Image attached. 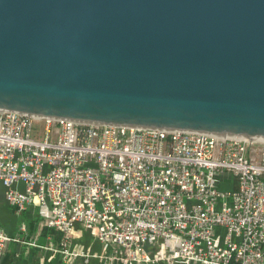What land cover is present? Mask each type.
I'll return each mask as SVG.
<instances>
[{"label": "water", "instance_id": "obj_1", "mask_svg": "<svg viewBox=\"0 0 264 264\" xmlns=\"http://www.w3.org/2000/svg\"><path fill=\"white\" fill-rule=\"evenodd\" d=\"M0 110L264 142V0H0Z\"/></svg>", "mask_w": 264, "mask_h": 264}, {"label": "built area", "instance_id": "obj_2", "mask_svg": "<svg viewBox=\"0 0 264 264\" xmlns=\"http://www.w3.org/2000/svg\"><path fill=\"white\" fill-rule=\"evenodd\" d=\"M0 184L62 246L99 243L68 263L264 264V142L0 110ZM20 241L0 227V262Z\"/></svg>", "mask_w": 264, "mask_h": 264}, {"label": "crops", "instance_id": "obj_3", "mask_svg": "<svg viewBox=\"0 0 264 264\" xmlns=\"http://www.w3.org/2000/svg\"><path fill=\"white\" fill-rule=\"evenodd\" d=\"M37 218H40L41 224H44L38 208L35 205H29L20 213L15 212L6 202L4 198V187L0 184V227L5 232L13 236H27V238L37 239L40 245H44L43 243L47 239L56 238L58 233L47 226H45L44 233H42L41 237L39 236L38 232L42 226L39 228L40 221ZM22 225L24 226V230L21 229ZM78 234L80 235V233ZM18 243L10 242L8 244L0 264H64L62 260L58 259V255L54 256V254H48L41 250L33 249L32 247L17 245ZM24 248L27 249L25 250ZM88 264H93L92 259H88Z\"/></svg>", "mask_w": 264, "mask_h": 264}, {"label": "rangeland", "instance_id": "obj_4", "mask_svg": "<svg viewBox=\"0 0 264 264\" xmlns=\"http://www.w3.org/2000/svg\"><path fill=\"white\" fill-rule=\"evenodd\" d=\"M231 186H232V184L222 183V184L218 185V188L220 190H226V189H230ZM37 219L40 221L39 222L40 225L37 223V225H39V228L42 226L40 231L38 232L39 236L41 237L42 233H44L43 231L45 229V225L41 224V219L40 218H37ZM33 235H35V234H33ZM24 237H19V239L21 238V240L23 242L20 241L17 245L32 247L33 249L41 250V251H43L45 253H48V254H53L54 253V256L58 255V259L62 260V262L64 264H85L83 257L73 258L69 263L66 261V259L63 258L65 256L63 251H73L75 244L78 246L76 248L80 247L84 251L89 249L90 253H97V254L102 253V250H101V247H100L99 243H97L93 239V237L88 233V231H81L79 237L73 238L66 246H62L60 244V241L58 239L59 237H56V238L50 239V240L47 239L43 243L44 245H40V242L37 239H33V238L31 239L29 237L27 238V236L25 238ZM26 241H29V242L35 241L36 244H38L40 246L30 245V244L26 243ZM20 248H21V246H20ZM24 249L26 250L27 248H24ZM84 258H86V257H84ZM87 258L88 259H92V263L93 264H104V260L103 259L100 260L98 257H91V258L87 257ZM86 264H88V262Z\"/></svg>", "mask_w": 264, "mask_h": 264}, {"label": "trees", "instance_id": "obj_5", "mask_svg": "<svg viewBox=\"0 0 264 264\" xmlns=\"http://www.w3.org/2000/svg\"><path fill=\"white\" fill-rule=\"evenodd\" d=\"M57 237H58V234H57Z\"/></svg>", "mask_w": 264, "mask_h": 264}]
</instances>
